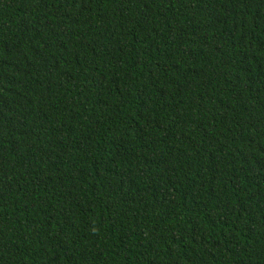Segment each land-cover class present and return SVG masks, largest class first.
I'll return each instance as SVG.
<instances>
[{
	"label": "trees",
	"instance_id": "trees-1",
	"mask_svg": "<svg viewBox=\"0 0 264 264\" xmlns=\"http://www.w3.org/2000/svg\"><path fill=\"white\" fill-rule=\"evenodd\" d=\"M0 264H264V0H0Z\"/></svg>",
	"mask_w": 264,
	"mask_h": 264
}]
</instances>
